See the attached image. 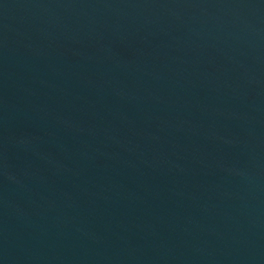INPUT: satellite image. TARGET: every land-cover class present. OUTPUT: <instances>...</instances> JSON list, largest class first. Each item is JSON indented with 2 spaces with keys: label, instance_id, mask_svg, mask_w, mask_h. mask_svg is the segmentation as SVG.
I'll return each instance as SVG.
<instances>
[{
  "label": "water",
  "instance_id": "95a60500",
  "mask_svg": "<svg viewBox=\"0 0 264 264\" xmlns=\"http://www.w3.org/2000/svg\"><path fill=\"white\" fill-rule=\"evenodd\" d=\"M0 264H264V0H0Z\"/></svg>",
  "mask_w": 264,
  "mask_h": 264
}]
</instances>
